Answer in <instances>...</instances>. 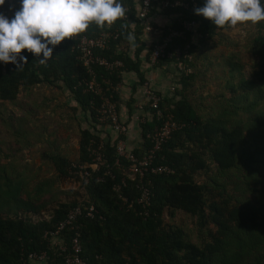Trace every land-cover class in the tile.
I'll return each instance as SVG.
<instances>
[{"label": "trees", "instance_id": "obj_1", "mask_svg": "<svg viewBox=\"0 0 264 264\" xmlns=\"http://www.w3.org/2000/svg\"><path fill=\"white\" fill-rule=\"evenodd\" d=\"M139 1L120 0L126 9L123 19L102 27L92 23L82 33L88 38L101 32L116 34L115 39H107L104 48L92 52L107 62L120 63L111 71L92 64L88 72L77 59L76 39L62 42L46 64H40L26 50L21 55L27 56L28 62L19 67L0 62V103L12 102L20 90L38 84L61 87L69 93L76 105L70 108L78 109L87 126L79 130L76 163H88V143L100 141L94 134L99 124V98L110 97L116 105L115 88L123 72L133 71L137 86L143 80L136 59L139 49H134L133 59L126 55L130 40L137 45L142 32V23L135 16ZM192 1L195 6L205 3ZM153 8L154 5L148 17L155 12L166 16L168 26L164 29H179L176 20H192L206 42L227 27H216L191 8ZM188 40L189 34L185 33L184 39H172L167 48H181ZM248 55L246 66L243 65L246 69L234 53L226 55L224 68L229 79L212 100L209 112L200 114V105L191 102L196 77L193 72L178 73L179 89L174 91L178 98L173 103L160 99L158 108L169 113L181 128L155 154L153 163L168 166L170 172L146 175L150 197L143 209L135 203L134 180L126 179L119 185L120 174L109 167L113 176H103L100 182L95 178L101 176L103 169H87L89 176L81 186L83 198L58 203L47 219L31 221L27 213L42 211L44 202L32 204L28 197H19L17 186L15 193L9 195L3 189L0 171V264H21V255L45 250L43 231L52 229L79 202L92 204L101 217L79 218L75 222L81 257L90 264H264V33L250 39ZM90 79L100 88L98 95L85 91ZM139 126L143 140L155 124L146 122ZM102 147L103 157L111 166L115 159L113 148L108 143ZM132 152L139 154L137 149ZM50 162L58 175L72 177L70 162L64 157L55 154L50 156ZM196 174L203 176L202 181L195 179ZM116 184L119 188L114 191ZM173 210L193 216L197 229H203L206 238L192 243L181 228L163 223V214L171 217ZM47 254L48 260L59 264V256Z\"/></svg>", "mask_w": 264, "mask_h": 264}, {"label": "rangeland", "instance_id": "obj_2", "mask_svg": "<svg viewBox=\"0 0 264 264\" xmlns=\"http://www.w3.org/2000/svg\"><path fill=\"white\" fill-rule=\"evenodd\" d=\"M260 2L264 7V2ZM259 32L264 33V22L235 29L226 27L199 45L198 52H194L196 77L190 99L200 105V114L209 112L212 100L229 79L224 68L226 55L234 53L242 66L245 65L250 39ZM72 105L65 89L45 84L20 90L14 101L0 103L1 182L9 195L15 193L17 186L19 197H28L32 204L44 202V210L29 215L31 221L47 219L58 203L83 198L84 182L75 174L58 175L50 162V156L58 154L70 164H76L79 130L86 123L76 115L78 110L70 109ZM195 177L198 181L203 179L200 174ZM163 223L181 228L192 243L198 244L206 238L204 230L197 229L195 218L181 211L173 210L171 217L163 214Z\"/></svg>", "mask_w": 264, "mask_h": 264}, {"label": "built area", "instance_id": "obj_3", "mask_svg": "<svg viewBox=\"0 0 264 264\" xmlns=\"http://www.w3.org/2000/svg\"><path fill=\"white\" fill-rule=\"evenodd\" d=\"M17 0H5L3 6H0V14H3L9 20L14 17L15 7ZM154 5V8L162 10L167 8L180 7L182 9L203 7L204 5H196L192 0H140L136 8V18L144 23L143 30L145 32H151V27L147 24V15ZM153 8V9H154ZM121 17L120 19H123ZM180 21V22H178ZM179 23V29L166 27L164 32L157 33V40L151 45L147 60L148 63H157L159 59H173L175 66L178 70H182L184 75L189 73V69L184 64L190 60L189 49L191 44L185 43L181 48L177 46L167 48L171 44V40L175 38H183L185 32H193V40L195 42L200 37L199 32H195L196 23L192 20H176ZM190 34V33H189ZM115 39V33L101 32L96 37L88 38L84 34L72 37L76 39L75 48L78 52L77 59L81 65L89 72V67L92 64H97L103 67L106 71L120 66L118 61L107 62L102 58L96 57L92 54L94 49L101 50L104 48L107 39ZM141 97L143 101L133 106V113L139 111L140 113L133 114V121L144 124L146 122L154 123L155 127L151 132L146 133L144 140L147 145H142L138 155H134L133 149L126 146L125 138L127 136L128 127L126 124L121 123L118 120L116 113V105L110 97L101 96L99 98V105L96 107V118L100 124H106L109 126L111 132L114 133V142L111 144L113 148L114 161L111 166L107 165L103 155L102 143L89 142L87 145V158L88 163H76L70 164L69 173L75 174L84 183L88 178V170L90 172H96L99 169H103L101 176H96V181H102L103 176L112 177L109 167H113L120 174L119 185L123 184L126 179L135 181V188L137 190V197L135 203L140 205L143 209L150 197L149 181L146 180V175H159L170 172L168 166L160 163L154 164L155 154L159 150L160 146L170 138L171 134L179 131L181 125L174 121L169 113L163 112L158 108L159 96L149 88L148 83L145 81L141 85ZM85 91H91L98 95L100 88L95 85L90 79L85 83ZM94 144V146H93ZM146 180V181H143ZM119 185H113L114 191L118 190ZM96 216L97 219H101L100 215L96 213L94 206L90 203L84 204L79 202L70 207L63 215V217L55 223L52 229L45 230L42 233V238L47 243L46 249L39 252L26 253L21 255V264H26L30 261H43L48 258L47 252L56 254L60 257L59 264H90L86 259L81 257V244L79 240V234L75 222L79 218L91 219Z\"/></svg>", "mask_w": 264, "mask_h": 264}, {"label": "clouds", "instance_id": "obj_4", "mask_svg": "<svg viewBox=\"0 0 264 264\" xmlns=\"http://www.w3.org/2000/svg\"><path fill=\"white\" fill-rule=\"evenodd\" d=\"M4 3L0 0V6ZM194 11L218 28L235 29L264 22L260 0H205L204 6ZM125 14L120 0H20V9L11 20L0 14V62L19 67L28 62L27 56L21 55L26 50L40 64H46L56 47L85 32L90 24L112 25ZM141 23L145 32V22Z\"/></svg>", "mask_w": 264, "mask_h": 264}, {"label": "crops", "instance_id": "obj_5", "mask_svg": "<svg viewBox=\"0 0 264 264\" xmlns=\"http://www.w3.org/2000/svg\"><path fill=\"white\" fill-rule=\"evenodd\" d=\"M18 1L20 0H17V3H19ZM262 2L264 1L262 0ZM19 9H20V4H18V10ZM155 13H152L147 18V21L151 23V27L153 31L150 33L141 32V34H139L138 36V44L134 45L132 39L130 40V43L127 46L126 55L130 59L131 58L133 59L134 57L133 56L134 49L135 48L139 49V53L136 59L138 60V71L142 75V79H143L140 86H137V84H135L137 82V76L135 75V73L133 71H128L121 73L120 83L117 85V88H115L117 90L116 113L118 116V120L121 123L126 124L128 127L127 136L124 137L126 146L132 149H137L139 151L141 149V146L143 145L142 139L140 137V126H139L142 124L133 121L132 116L133 114L137 115L140 113L139 111H135V113H133V106L143 101L141 97L142 83L146 81L148 83L149 88L153 90L161 100H169L170 102L173 103L178 98L177 94L174 92L175 90L179 89V85L176 83L178 79L177 78L178 73H182V70H178L177 67L175 66V61L173 59H168V58L160 59L157 63L154 64H150L147 61V53L149 46L151 45L152 41H154L157 37V33H155V31L161 33L164 30L163 26H168L167 17L162 14H157V13L155 14ZM196 31L197 30H195V32ZM185 33L187 34L190 33L189 40L184 42L182 46L185 43H190L191 46L189 49L190 60L187 63L185 61L183 62L189 69L188 74H190L196 71L194 52L195 51L198 52V50L200 49L199 45L206 40V37L205 35H202L199 32L198 34L200 35V37L197 38L195 42H192L191 40H193L194 29L193 32H189V33L185 32ZM201 39L203 41L199 42V40ZM133 83L135 84L134 91L131 90V86L134 85ZM128 100L129 102L131 100L132 101L129 104H127ZM72 106L76 107L75 104H73ZM77 110L78 109H76L75 111ZM76 115L80 116L77 113ZM83 128H87V126H84ZM96 130L97 132H95L94 134L99 137L100 142L102 144L104 143H108L109 145L113 144L115 139L114 133L111 132L108 125L99 123L97 125ZM40 212H32L27 214L37 215V213L39 214ZM40 219H45V218L42 217ZM53 263H54L53 261H50L48 260V258H46L45 260L40 262L30 261L27 262L26 264H53Z\"/></svg>", "mask_w": 264, "mask_h": 264}]
</instances>
